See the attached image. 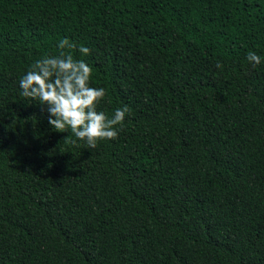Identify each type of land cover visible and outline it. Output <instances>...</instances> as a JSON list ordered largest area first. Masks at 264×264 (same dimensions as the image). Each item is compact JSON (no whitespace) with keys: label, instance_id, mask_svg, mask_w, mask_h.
Wrapping results in <instances>:
<instances>
[{"label":"trees","instance_id":"obj_1","mask_svg":"<svg viewBox=\"0 0 264 264\" xmlns=\"http://www.w3.org/2000/svg\"><path fill=\"white\" fill-rule=\"evenodd\" d=\"M65 38L94 149L19 87ZM0 264H264V0H0Z\"/></svg>","mask_w":264,"mask_h":264},{"label":"clouds","instance_id":"obj_2","mask_svg":"<svg viewBox=\"0 0 264 264\" xmlns=\"http://www.w3.org/2000/svg\"><path fill=\"white\" fill-rule=\"evenodd\" d=\"M58 55L45 56L35 61L19 81L25 98L39 101L47 106L48 124L59 133L69 132L75 139H65L73 145L83 141L89 149L98 143L116 140L123 128L128 106L116 109L110 118L103 111H97L107 93L103 87H92V67L83 59H75L71 52L77 45L67 38L58 43ZM78 51L87 56L90 49L81 45ZM247 60L253 67L262 63L261 56L249 52ZM222 68L221 64L216 65Z\"/></svg>","mask_w":264,"mask_h":264}]
</instances>
